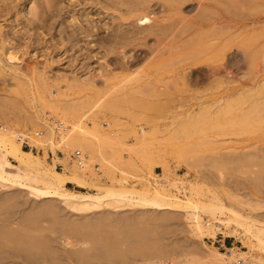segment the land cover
Returning a JSON list of instances; mask_svg holds the SVG:
<instances>
[{"label":"rangeland","instance_id":"374dc122","mask_svg":"<svg viewBox=\"0 0 264 264\" xmlns=\"http://www.w3.org/2000/svg\"><path fill=\"white\" fill-rule=\"evenodd\" d=\"M50 1L56 2L49 8L47 0H14L12 5L17 3V8L20 5L18 10H15V6V9H4V14L0 13L1 18L4 15L7 18L9 14L7 19H0V27L9 31H3L4 33L12 36L17 30L19 33L21 30L26 31L27 26L28 33L33 35L39 31L35 30L40 27L39 22L46 23L43 24L44 27L40 24L42 29L35 34V37L39 35L38 40H43L34 41L38 43V48L33 43L35 38L27 36L24 31L26 36L23 33L15 34L23 38L20 39V42L23 41L20 44L23 43L22 47L16 48L17 43L12 44L19 38L13 36L16 39L11 42V47L23 50L25 54L19 52L22 53V56L19 55L20 61L15 66L13 62L12 67L16 69L23 66L24 70L23 67L21 70L27 76L20 69H16L24 79H12L9 74L13 71L8 69L9 74L0 77V127L7 121L15 122L19 118L36 115L33 99L37 100L36 107L38 106L40 114L43 113L53 127L60 124L61 114L68 107L84 108L85 113L89 112L87 120L85 118L86 126L89 125L86 128L91 131L88 134L89 139L80 148L62 144L56 150L59 160L68 157L71 159V156L76 159L75 152L81 151L88 164L82 179L89 186L80 188L70 183L67 188L71 193L104 196L109 192L129 190L147 194L155 188L182 200H187L189 196L199 202L212 203L235 211L243 217H252L260 228H264V178H261L264 177V60L261 59L264 56V0H202V4L207 6L203 8V16L208 24L205 31L194 35L189 31V24H177L178 29L175 27L177 30L172 31V34L171 29L166 31L170 35L168 38L163 36L167 45L165 49L158 47L155 37L144 41L145 44L143 42L135 48H129V57H134L135 54L140 56V61L129 72H123L115 65L114 68L108 67L103 57L108 46L105 43L106 47H101L105 45L100 38L107 39L109 37L105 36L110 35L108 24L113 21V15L107 10L112 8L111 0ZM159 1L155 0V3ZM33 2L36 3V9H31L35 6ZM183 2L185 0L178 6L185 12H188L190 6L197 4V1ZM37 3H40L38 5L45 14L40 7L37 8ZM208 5L213 8L208 9ZM30 9H34L33 12L40 10V16L36 18L37 27L30 26L26 21L29 17L32 18ZM16 12L22 13L18 15ZM41 12L44 15L49 13L47 18L52 15L53 17L47 20L44 15L41 16ZM15 14L18 19L17 27L16 24L11 25L16 20L13 19ZM56 14L60 15V22L57 21ZM44 20L50 21L51 25H47L49 23ZM51 20L57 21L56 27L53 25L56 30L48 28L54 23ZM62 26L63 29H69V32L65 29V37L70 36L71 31H74L72 35L78 36L77 40L76 36L73 37L77 42L80 41L76 44L77 48V42L71 41L72 37L70 41L67 37V40L63 39L64 42H58ZM95 27H100V30H94ZM129 28L132 29L133 26ZM88 29L91 30L88 31L90 33L87 32ZM92 31L101 33L85 38L86 35H92ZM96 40L102 45L98 46L99 42ZM17 41L19 44V40ZM70 44H74V47L71 46L77 51L73 49V52H69L72 50ZM87 51L91 52L89 53L92 58ZM140 51L149 52L148 56ZM81 55L83 58L79 59ZM84 55L89 58L85 59ZM157 56L160 58L154 61ZM143 69L142 74L140 70ZM126 76L132 77L126 80ZM112 92L118 94H108ZM222 98L224 103L230 100L228 104H235V110L221 117L217 110L223 103L220 104L219 101ZM257 104L260 105L259 111L252 114L250 122L241 119L243 115L240 114ZM99 105L104 109L98 111ZM208 110L211 113L206 112ZM205 116H215V122H211V126L207 122H201L200 118ZM216 118H224L225 122ZM182 124H186V127L183 128ZM236 128H239L238 131ZM35 130L43 132L42 128L32 129ZM24 150L37 158V164L28 172L21 171L16 168L19 166L18 162L8 158L7 172L27 179L35 175L39 178L37 186L42 187L45 183V172L54 165L53 152L49 147L33 146L27 142L24 143ZM56 169L64 172L65 163H57ZM165 200L168 201V198L165 197ZM71 205L74 204L64 203L61 198L40 199L29 190L4 183L0 179V243L4 246L6 241L10 245L8 247L15 249V243H23L22 237L29 240L39 238L40 242L43 241L41 243L47 242V251H52V254L55 251L52 260L57 264H80V261L84 264H109L108 256L115 252L117 256L126 254L131 259L128 262L131 264H153L154 260L170 262L174 258L176 264H237L236 261L242 259L250 264H264V248H260L257 240L246 234L242 227L233 223L227 224V216L219 217L224 223L204 216V221L215 224V228L210 232L204 230L203 234V231L194 226L193 220L189 219V213L179 208L135 206L113 198L104 199L103 205L94 209H90L94 205L88 202L89 210L86 211H75ZM57 225L60 227L57 228ZM133 225L137 229L133 230ZM57 229L68 233L76 243L75 248L65 246L62 233ZM137 230L142 235H138ZM93 237L104 239L101 240L103 245L95 242ZM260 238L264 241V235H260ZM96 243L99 244L98 247ZM1 247L3 253L7 246ZM131 247L137 248L136 252ZM115 248L119 250L116 251ZM149 248H153L152 252ZM147 249L149 253L145 254ZM23 254L26 256L27 252L24 251ZM143 254L147 255V259ZM86 255L91 263L87 258L82 261V257ZM52 256L49 255L48 259ZM69 257L73 259L70 260ZM129 258L124 261L130 260ZM148 258H152V261ZM111 260L119 263L115 259ZM52 262L50 263L54 264Z\"/></svg>","mask_w":264,"mask_h":264},{"label":"bare ground","instance_id":"6f19581e","mask_svg":"<svg viewBox=\"0 0 264 264\" xmlns=\"http://www.w3.org/2000/svg\"><path fill=\"white\" fill-rule=\"evenodd\" d=\"M159 1V0H158ZM184 0H161L159 1L158 3H155V0H135V1H130V0H111L112 4L108 3V5L110 4L112 6V8L108 9L107 11H111L112 13V17L111 20L113 19V21H110L111 23L108 24V30H110L108 33L109 36H105L107 39H103V38H100L102 40V43H105L107 44V46L109 47H106L102 45L101 42H99L97 45L98 46H101V47H106V52L105 54H103V57L105 59V62H107V65L108 67H112L114 68L115 66L116 67H119L120 70H122L123 72L126 71V72H129V71H132L133 67L140 61V56L138 55H134V57H129L127 54H128V50L129 48L131 47H136L138 45H140L141 43H143L144 41H146L147 39H149L150 37H155V41H156V44L158 45V47H162L163 49H165V47L167 46L166 43L164 42L163 40V36H166V38H168V35L169 34H166V31L168 32L170 29V32L172 34V31H174L175 27L177 28V24L179 25H186L188 26V24L190 25V32H192L191 34H194V33H197L198 32H202V31H205L206 27H207V23L204 19V16H203V8H207V6H205L204 4H202V0H187V1H197V4L195 6H190V9H188L187 11L188 12H185L181 6H178L179 3ZM214 1V0H213ZM14 2V0H0V9H1V12L0 13H3L4 12L2 10H9L10 8H14L16 5H12V3ZM20 2V0H19ZM37 2V1H36ZM56 2V1H55ZM53 1V3H51L50 0H47V4L49 6V8L53 5H55V3ZM186 2V0H185ZM183 2V3H185ZM211 2V1H210ZM152 3H155V4H152ZM22 4V3H21ZM33 4H35V6L33 5L31 7L36 9V3L33 2ZM40 4V3H37V5ZM107 4V3H106ZM211 4V3H210ZM1 5H4V6H1ZM109 5V6H110ZM217 5V4H216ZM20 6V5H19ZM18 6V8H19ZM47 6V7H48ZM110 6V7H111ZM41 6L38 5L37 8L40 9ZM17 6H16V9L15 10H18ZM53 8V7H52ZM57 8V7H56ZM210 8H213L212 6L208 5V9ZM30 9V10H31ZM33 9V10H34ZM37 9V10H38ZM22 10V9H20ZM33 10H31V15H32V18H28L26 21L29 22V25L30 26H33L35 24H37L36 22V18L38 19L39 16H40V10L37 11V12H33ZM206 10V9H205ZM212 10V9H211ZM23 11V10H22ZM35 11V10H34ZM41 11L43 12L44 10H42L41 8ZM57 11V10H56ZM6 13L8 11H5ZM14 12V11H13ZM19 12V11H18ZM16 12V13H18ZM33 12V13H32ZM41 12V16L44 15L42 14ZM15 13V12H14ZM22 13V12H21ZM21 13H18V15H20ZM59 13V12H58ZM108 13V12H107ZM2 14V16H3ZM49 14V13H48ZM48 14H46L48 16ZM9 15V14H8ZM8 15H7V18H8ZM13 14H11L12 16ZM16 15V16H15ZM13 17V19L15 20L16 17H17V14H15ZM28 15V13H27ZM46 15H44L46 17ZM58 15V14H56ZM205 15V14H204ZM43 16V17H44ZM111 16V15H110ZM4 18H6V16L4 15L3 16ZM2 17V18H3ZM20 17V16H19ZM18 17V18H19ZM21 17H24L23 15H21ZM26 17V16H25ZM42 17V18H43ZM44 17V18H45ZM53 17V15H52ZM52 17H49L47 18L48 19H51ZM55 17V16H54ZM1 16H0V19H2ZM6 18V19H7ZM59 21V18H60V15H58V17H56ZM11 20V19H10ZM9 20V21H10ZM17 20L16 19L15 23L11 22V25H14L17 23ZM21 20V18H20ZM24 20V18H23ZM8 21V20H6ZM46 21V20H44ZM53 21V20H51ZM57 21H53L54 23H52V27L51 26H48V28H51V30H53L54 27H56V23ZM39 22V21H38ZM43 21L39 22L40 24H42ZM48 22V21H46ZM13 23V24H12ZM49 24L47 25H51L50 21L48 22ZM27 25L28 23H23V25ZM38 25L41 27V25ZM44 25L46 23H43ZM42 24V26L44 27V25ZM241 24V23H240ZM22 25V24H21ZM21 25H18L22 28H25ZM54 25V27H53ZM62 25H63V22H62ZM239 25V24H238ZM29 26V28H30ZM61 27V23L59 25ZM65 26V25H64ZM132 29H130L129 27H132ZM244 26V25H243ZM15 27V26H14ZM16 27H17V24H16ZM33 27H37V25L33 26ZM35 28V30H41L42 28ZM58 27V26H57ZM92 29H93V26H91ZM128 27V29H127ZM210 27V26H209ZM21 28V29H22ZM40 28V29H39ZM47 26H46V30L47 31ZM65 29L68 30L69 32V29L64 27ZM80 28V27H79ZM100 28V27H99ZM99 28L95 27V29L100 30ZM182 28V27H181ZM189 28V27H188ZM187 28V29H188ZM14 29V28H13ZM16 29V28H15ZM20 29V28H19ZM20 29V30H21ZM65 29H63V26H62V30L59 31L60 33L57 32V34L61 36H59L58 38V42L60 43V41L69 37V41L71 40L70 38L72 37V40L73 42H77V37L76 35H72V33H74V31H71V35L69 33H67V35H70V36H67L65 37L66 33H65ZM178 29V28H177ZM176 29V30H177ZM224 29V28H223ZM26 31L24 30H21L20 33L22 34L23 31L24 33L26 32L28 35L27 36H30L31 32L28 33V26L26 27L25 29ZM31 30H34L31 28ZM36 30V31H37ZM54 30H56L54 28ZM76 30V29H75ZM81 30L82 27H81ZM175 30V31H176ZM182 30V29H180ZM184 30V29H183ZM3 31H6L5 29L2 30V28L0 27V77L1 76H7L6 74L8 73V69L13 73H8L10 75V78L12 79H24V76H27V74L25 73V71H22L24 70V67L22 69L21 68H17L16 69H22L21 72L22 74H26V75H20L18 74V70L16 69H13L14 67L13 66V62H14V66L15 64H17L16 62L20 61V56H22L21 54L24 52L23 50L19 51L17 50L16 48H20L22 47L21 41L20 42V36L19 35H15L17 33H19V30H17L15 33L14 31V34L13 36L15 35V37L19 38L17 40H19V44H18V41L15 40L16 42L13 43V36L10 34H7L6 32H9V31H6L5 33ZM37 31V32H39ZM49 31V30H48ZM58 31V30H57ZM80 31V30H79ZM86 31V30H85ZM88 31H91L90 29L87 30ZM36 32V33H37ZM67 32V31H66ZM76 32H78V30H76ZM93 32V34H92ZM91 34L92 35H86V37L90 36L92 37L93 35L97 34L98 33H101V32H96V31H92ZM179 32V31H178ZM10 33H12L10 31ZM19 33V34H20ZM22 34L24 36H26L25 34ZM34 33V32H33ZM34 33L33 35H31L32 37L35 38V40H33V43L34 45L36 44V39L39 38L38 36L35 37V34ZM65 33V34H64ZM83 33H86L83 31ZM90 33V32H88ZM87 33V34H88ZM165 33V34H164ZM175 33V32H174ZM186 33V32H185ZM39 34V33H38ZM55 34V33H54ZM54 34H52V37L54 38L55 36H53ZM56 34V35H57ZM64 34V35H63ZM79 34H81L79 32ZM177 34V33H176ZM9 35V36H8ZM57 35V36H58ZM83 35V34H81ZM102 35V34H100ZM195 35V34H194ZM12 36V38H11ZM23 36V37H24ZM76 36V40L73 39V37ZM170 36V35H169ZM65 37V38H64ZM97 36H95L96 38ZM101 37V36H100ZM210 37V36H209ZM15 38V39H16ZM25 38V37H24ZM31 38V37H30ZM29 38V39H30ZM33 38V39H34ZM80 38V36H79ZM23 39V38H22ZM27 39V37H26ZM28 39V40H29ZM60 39V40H59ZM98 39V37H97ZM165 39V38H164ZM209 39V38H208ZM28 40H25V41H28ZM38 40V39H37ZM67 40V39H66ZM75 40V41H74ZM99 40V39H98ZM174 40V39H173ZM172 40V41H173ZM24 41V43H25ZM32 42V40H29ZM28 41V42H29ZM35 41V42H34ZM41 39H39L37 42H40ZM43 41V40H42ZM41 41V42H42ZM63 41V42H64ZM83 41V40H82ZM148 41V40H147ZM171 41V42H172ZM176 41V40H175ZM11 42L13 43L12 45L16 44L18 46H16V48L13 46L11 47ZM27 42V44H28ZM30 42V43H31ZM61 42V44L63 43ZM68 43V41H66ZM80 42V41H79ZM75 43V47L78 45V43ZM72 43V42H71ZM26 44V43H25ZM43 44V43H42ZM66 44V43H65ZM64 44V45H65ZM77 44V45H76ZM100 44V45H99ZM145 44V42H144ZM20 45V46H19ZM30 45V44H29ZM33 45V44H31ZM30 45V46H31ZM33 45V46H34ZM38 43L36 44V47H37ZM73 45L74 47V44H70V46ZM223 45V44H222ZM26 46V45H25ZM32 46V47H33ZM66 46V49L67 48V45ZM69 46V47H70ZM35 47V46H34ZM35 47V48H36ZM39 47V45H38ZM37 47V48H38ZM41 47V45H40ZM64 47V46H63ZM72 47V46H71ZM71 48L72 50L69 51V52H73V49L75 48ZM78 47V46H77ZM76 47V48H77ZM227 47V46H225ZM26 48H28L26 46ZM25 48V49H26ZM31 48V47H30ZM59 48V47H57ZM99 48V47H98ZM147 48V47H146ZM161 48V49H162ZM29 49V48H28ZM26 49V50H28ZM34 49V48H33ZM70 49V48H69ZM32 50V48H31ZM76 50V49H75ZM83 50V49H82ZM82 50H79V52ZM154 50V49H153ZM226 50V49H225ZM68 51V50H67ZM77 51V50H76ZM92 51V50H90ZM89 51V52H90ZM146 51V50H145ZM143 51V53H141L142 51H140L141 54H144L148 56V53ZM158 51V50H157ZM203 51V50H202ZM263 51V50H262ZM19 52H22L21 54ZM65 52V51H64ZM88 52V51H87ZM88 52V53H89ZM154 52V51H153ZM164 52V51H163ZM216 52V51H215ZM91 53V52H90ZM90 53L88 54V56L90 58H92V54L90 55ZM147 53V54H146ZM161 53V52H160ZM25 54V52L23 53V55ZM140 54V55H141ZM150 54H152L150 52ZM20 55V56H19ZM87 55V54H86ZM113 55V56H111ZM197 55V54H196ZM264 55V54H263ZM262 55V56H263ZM118 56V57H117ZM155 56V55H154ZM195 56V55H194ZM85 59L89 58L84 55ZM192 57V56H191ZM80 58H83L82 55ZM160 57L157 56L155 57L154 61L157 59H159ZM259 58V57H258ZM165 59V58H164ZM169 59V58H168ZM193 59V58H192ZM228 59V58H227ZM262 60H264V56L261 58ZM90 60V59H89ZM103 60V59H102ZM153 60V59H152ZM258 60V59H257ZM24 62V61H22ZM168 62V61H167ZM255 62V61H254ZM12 64V65H11ZM264 64V63H263ZM20 65V64H18ZM107 65H104V67H107ZM115 65V66H114ZM166 65V64H165ZM179 65V64H178ZM225 65V64H224ZM17 66V65H16ZM162 66V65H161ZM11 69H10V68ZM107 67V68H108ZM188 67V66H187ZM229 67V66H228ZM36 68V67H35ZM186 68V67H185ZM37 69V68H36ZM36 69L34 71H36ZM135 70V69H134ZM33 71V69L31 70ZM105 71V70H104ZM109 71L111 72L110 68H109ZM214 71V70H213ZM20 72V71H19ZM24 72V73H23ZM112 72H113V69H112ZM28 73V71H27ZM140 73H144V69L141 71L140 70ZM30 74V73H28ZM136 74V73H135ZM140 74V75H142ZM14 75V76H13ZM183 76V75H182ZM226 76V75H225ZM105 78V76H103ZM130 77L132 76H126L124 77L126 80L127 79H130ZM143 77V75H142ZM184 77V76H183ZM2 78V77H1ZM114 78V77H113ZM176 78V77H175ZM227 78V77H226ZM122 79V78H121ZM106 80V79H105ZM123 80V79H122ZM182 80V78H181ZM175 82V81H174ZM119 83V82H118ZM227 83V82H226ZM178 85V84H177ZM183 87V86H182ZM186 87V86H185ZM31 89V88H30ZM33 89V88H32ZM121 89V88H120ZM111 90V89H110ZM117 90V89H116ZM161 90V89H160ZM31 91V90H30ZM34 90H32L31 92H33ZM164 91V90H163ZM30 92V93H31ZM118 92V91H117ZM117 92H112V93H108L109 95H113L114 94H118ZM143 92V91H142ZM179 92V91H178ZM248 92V91H247ZM251 92V90L249 91ZM150 93V92H149ZM158 93V92H157ZM32 94V93H31ZM74 94V93H73ZM165 94V93H164ZM107 95V94H106ZM143 95V94H142ZM147 95V94H146ZM152 95V93H151ZM163 95V94H162ZM161 95V96H162ZM120 96V95H119ZM153 96V95H152ZM243 96V95H241ZM116 97V96H115ZM237 97V96H236ZM242 98V97H241ZM230 99V98H229ZM34 101L33 104L35 106V109L37 110V113L36 115H33L32 117H28V118H19V120H16L15 122L14 121H7L5 122V124H3L4 126L1 128L0 127V179L3 180V182H7V183H10L11 185L14 184V186H17V187H21V188H24L26 190H29L33 195H35L36 197L40 198V199H53V198H61L64 203H68V202H71L73 203L74 205H71L70 207L73 209V210H77V211H86V210H89L88 209V202H91L94 206H90V209H94V208H99L100 206L103 205V200L106 199V198H113V199H120L124 202H128V203H132L133 205L135 206H151V207H155V208H158V209H163V208H179L181 210H185L189 213L188 216L189 219L191 218L193 220V222L195 223V227L199 230V231H203V234H204V230L206 231H213L214 228H215V224L211 223V222H205L203 219L204 216H207L208 218H210L211 220H215V221H220V222H223L224 221H221L219 217L222 218V216H227L228 217V220H227V224H236L238 225L239 227H242L244 230H245V233L246 234H249L251 235L254 239L257 240L258 242V245L260 248H264V241L260 238V235H264V228H260L259 225H258V222L256 220H254L252 217H243L242 215H240L239 213L235 212V211H231V210H226L224 209L223 207H220L218 205H215V204H212V203H203V202H199V201H196L194 200L192 197H189L188 196V199L187 200H182L180 199L178 196H175V195H170L166 192H163L159 189H152L150 192H148L147 194L145 193H135L133 191H129V190H124V191H121V192H109L107 194H105L104 196H96V195H85L84 193H81V194H73L71 193L68 188H67V185L72 183V184H75L76 186H83V187H88L89 184L87 182H85L82 178L85 176L84 174V171L86 170L85 167L88 166V164L86 163L85 159H84V156L82 154L81 151H76L75 152V156H76V159H74L72 156H71V159L68 157L64 160H59V157H58V154H57V149L59 148V145H62V144H66L67 146H74V147H82V145L89 139L88 137V134L91 132L90 130L88 131V129L86 127H89V125L86 126L87 123H85V118L89 117L88 116V113H85L84 111V108H81V107H77V106H73V108L71 107L69 109H66V111H64L62 114H61V122L60 124L56 125L55 127L52 126V123L49 122V120L44 117L43 113L40 114V111L38 110V106L36 107V104H37V100L36 99H33ZM219 100V99H218ZM226 100V98H225ZM232 100V99H231ZM234 100V99H233ZM238 100V99H237ZM236 100V101H237ZM241 100V99H239ZM220 101V104L219 105V109L217 110V113H219V115H227L229 114L232 110H235L233 109L235 104H228V102L224 103L223 101V98L219 100ZM218 101V102H219ZM234 103H236L235 101H233ZM245 103V102H244ZM264 103V102H263ZM237 104H240L239 102ZM259 105V104H257ZM254 106L250 108V110H248L247 112H245L244 114H240L241 116L243 115V117L241 119L245 120L246 122L249 121V119L251 118L252 114L255 113L256 111L258 112L260 105L259 106ZM100 106V105H99ZM237 106V105H236ZM212 107V106H211ZM249 107V106H248ZM33 108V106H32ZM88 108V107H87ZM104 109V107H99L97 110H101ZM91 109V107H90ZM262 109V108H261ZM65 110V109H64ZM96 110V111H97ZM206 110V109H204ZM211 110V109H210ZM237 110V109H236ZM95 111V112H96ZM240 111V110H239ZM204 112V111H203ZM206 112H209L211 113V111H206ZM233 113V112H232ZM91 114V113H90ZM206 114V113H205ZM236 114V113H235ZM32 115V114H31ZM93 115V114H92ZM212 116V115H211ZM219 116V117H220ZM240 116V117H241ZM257 116V115H256ZM92 117V116H90ZM218 117V118H219ZM222 117V116H221ZM239 117V116H238ZM253 117V116H252ZM18 118V117H17ZM86 118V120H87ZM216 118V120L218 119ZM90 119V118H89ZM94 119V118H93ZM92 119V120H93ZM223 119V123L225 122L224 118ZM222 119H218V120H222ZM227 119V118H226ZM230 119V117H229ZM233 119V118H231ZM235 119V118H234ZM256 119V118H254ZM263 120V119H262ZM261 120V121H262ZM200 121L201 122H207L209 123L206 124V126H211L210 123L211 122H215V116L214 118H209L208 116L205 118L202 117L200 118ZM199 121V122H200ZM237 121V120H236ZM235 121V122H236ZM222 123V121H220ZM219 122V123H220ZM234 122V121H233ZM242 122V121H241ZM250 122V121H249ZM253 122V121H252ZM95 123V122H94ZM212 124V123H211ZM226 124V123H225ZM245 124V123H244ZM96 125V124H95ZM198 125V123H197ZM194 124V126H197ZM199 125H201L199 123ZM94 126V125H93ZM110 126V125H109ZM184 126L186 127V124H182V127L184 128ZM239 126V125H238ZM242 126V124H241ZM236 127V125H235ZM246 127V126H244ZM33 128H42L43 132L39 131L37 132L36 130L35 131H32ZM91 128V127H90ZM241 128V127H240ZM247 128V127H246ZM237 131L239 128H236ZM234 129V130H236ZM58 130V132H57ZM27 142L33 146H44V148H47L49 147L52 152H53V155H54V165H52L51 169H48L47 172H45L44 174V178L43 180L45 181V183L43 184L42 187L40 186H37L39 185V178L37 176H32V178H25L21 175H16L14 173H9L7 172V167L9 166V163H8V158H12L14 160H16L18 162V165L19 166H16L17 169L21 170V171H29L31 170L35 164H37V158L31 153V152H26L24 150V143ZM264 151V150H263ZM264 153V152H263ZM79 154V155H78ZM254 156V155H253ZM255 156H257L255 154ZM263 156V155H262ZM240 157V156H239ZM257 158V157H256ZM261 159V158H260ZM59 162H64L65 163V169H64V172H58L57 169H56V164L59 163ZM263 164V163H262ZM264 166V164H263ZM260 167V166H259ZM259 171V170H258ZM264 171V170H263ZM262 172V171H261ZM263 175V174H262ZM46 176V177H45ZM261 177V176H260ZM259 177V178H260ZM261 178H264V177H261ZM262 180V179H261ZM263 181V180H262ZM9 185V184H8ZM262 187V186H261ZM260 188V186H259ZM88 189V188H87ZM262 189V188H261ZM149 196V197H147ZM165 197L168 198V201L165 200ZM77 201H79V203H77ZM51 209V208H50ZM52 211V209L50 210ZM49 211V212H50ZM228 214V215H227ZM160 216V215H159ZM158 216V217H159ZM149 218V217H148ZM150 219V218H149ZM4 220V219H3ZM156 220V219H155ZM52 223V222H51ZM53 224V223H52ZM57 224V223H56ZM58 226V225H57ZM65 226V225H64ZM72 226V225H70ZM78 226V225H77ZM51 227V226H50ZM54 227V226H53ZM60 226H58L57 228H59ZM66 227V226H65ZM64 227V229H65ZM74 227V226H73ZM42 228V227H41ZM44 228V227H43ZM47 228V227H46ZM52 228V227H51ZM77 228H81V227H77ZM132 228V227H131ZM38 229V228H37ZM63 229V227H62ZM61 229V230H62ZM63 229V230H64ZM133 230L134 229H137L136 226L133 225ZM254 229H256V231L254 232ZM36 231V229H34ZM49 230V229H48ZM58 230V229H57ZM68 230V228H67ZM82 230V228H81ZM130 230V229H129ZM39 231V230H38ZM42 231V230H41ZM40 231V232H41ZM52 231V230H51ZM50 231V233H51ZM60 231V230H58ZM69 231V230H68ZM131 231V230H130ZM140 231V230H139ZM139 231L137 230L136 233L138 235H142L139 233ZM15 232V231H14ZM61 232V231H60ZM78 232V231H77ZM133 232V231H132ZM29 233V231H28ZM34 233V232H32ZM62 233V237H63V240H64V244L65 246L67 247H72V248H75L76 246V243L74 242V240H72V238L67 235L68 233L67 232H61ZM131 233V232H130ZM200 233V232H199ZM36 234V232H35ZM34 234V235H35ZM52 234V233H51ZM73 234V232L71 233ZM82 234V233H81ZM18 235V234H17ZM78 235V234H77ZM11 236V235H10ZM30 236L33 237V235L31 234ZM41 236V235H40ZM74 236V234H73ZM79 236V235H78ZM96 236V235H95ZM14 237V236H13ZM22 237V236H20ZM38 237V236H37ZM74 237L77 238V236L75 235ZM127 237V236H126ZM131 237V236H130ZM24 238V239H23ZM21 239V238H20ZM82 239V238H80ZM92 239V238H91ZM90 239V240H91ZM111 239V238H110ZM134 239V238H133ZM5 240V239H4ZM7 240V238H6ZM22 240L23 243H18L20 244V246H16L18 245L17 243H15V246L16 247L15 249L13 248H10L8 246L10 245H7L6 244V241H5V244L4 246L7 249L6 251V248L1 244V246H3L5 248L4 252L2 253V249L0 250V264H51L50 262H52V258L54 256H52L53 254H55V251H53V254H52V251L51 254L49 251V249H47V247L45 246V238H43L42 240H44L45 242L44 243H41L43 241L40 242L39 238L37 240V238L35 239L34 238H31V240L29 239H25V237H22ZM84 240V239H83ZM87 240V239H86ZM85 240V241H86ZM93 240H95V242H100L102 243V238L101 237H98L94 239L93 237ZM102 240V241H101ZM1 241V240H0ZM10 241V240H9ZM14 241H16L14 239ZM20 241V240H19ZM92 241V240H91ZM132 241V240H131ZM8 242V241H7ZM52 242V241H51ZM106 242V241H105ZM109 242V241H108ZM115 242V241H114ZM112 242V243H114ZM126 242V241H125ZM78 243V242H77ZM93 243V242H92ZM111 243V245H112ZM10 244V243H9ZM47 244V242H46ZM88 244V243H86ZM94 244V243H93ZM117 244V243H116ZM119 244V243H118ZM50 245V244H49ZM96 247L99 246L98 243H96ZM103 245V243H102ZM115 245V244H114ZM0 246V247H1ZM109 246V245H108ZM117 247V245H115ZM130 246V245H129ZM1 247V248H3ZM12 247V246H11ZM21 247V249L19 248ZM51 247V246H50ZM49 247V248H50ZM103 247V246H102ZM27 252V254H25L26 256H24V251ZM88 248V247H87ZM105 248V247H104ZM119 248V247H118ZM117 248V249H118ZM121 248V247H120ZM132 249L134 247H131ZM52 250V248H50ZM116 249V248H115ZM116 249V251H117ZM128 249V248H127ZM131 249V250H132ZM137 248H134V252H136ZM153 249V248H152ZM152 249L149 248V251H151ZM21 250V251H20ZM29 250V251H28ZM111 250V249H110ZM109 250V252H110ZM112 250H113V246H112ZM119 250V249H118ZM124 250V249H123ZM126 250V249H125ZM140 251L142 250L139 249ZM137 250V251H139ZM264 250V249H263ZM36 253H35V252ZM128 251V250H126ZM139 251V252H140ZM144 251V249H143ZM146 251V250H145ZM23 252V253H21ZM112 252H115V251H112ZM120 252V251H119ZM118 252V254H119ZM148 252V249L147 251L145 252V254H147ZM152 252V251H151ZM122 253V252H121ZM120 253V254H121ZM129 253V251H128ZM127 253V254H128ZM138 253V252H137ZM149 253V252H148ZM231 253V251H230ZM113 254H117V252L113 253ZM111 253V255L108 256V254H106L109 258H110V263L112 264H131V263H128L129 261L131 262V259L127 256H125L124 254H122V256H112L113 255ZM133 254V253H132ZM140 254V253H139ZM143 254V255H145ZM232 254V253H231ZM2 255V256H1ZM49 255L52 256L50 259L49 258ZM103 255V253H102ZM124 255V256H123ZM131 255V254H130ZM135 255V253H134ZM81 256V255H80ZM89 256V255H88ZM129 256V255H128ZM138 256V255H137ZM142 256V255H141ZM58 257V256H57ZM78 257V256H76ZM85 257V258H83ZM82 257V261H85L84 259L87 258V255L86 256H83ZM108 257H105L107 260H108ZM134 257V256H133ZM145 259H147V255H145ZM149 257V256H148ZM156 257V256H155ZM166 257V256H165ZM175 257V256H174ZM62 258V257H60ZM70 260L73 259V257H69ZM79 258V257H78ZM92 258V257H91ZM98 258V257H96ZM129 258L130 260H126L124 261L125 259ZM170 258V257H169ZM48 259V260H47ZM90 259V258H89ZM111 259H115V261H119V263H116V262H113ZM139 259V258H138ZM150 259V258H148ZM152 259V258H151ZM150 259V261H152ZM155 259H158V258H155ZM160 259V258H159ZM175 259V258H174ZM171 260L170 259V262H166L164 260H154V263L155 262L157 264H176V262H174L175 260ZM69 260V261H70ZM81 260V258H80ZM88 260V258L86 259ZM94 260V259H92ZM122 260V261H121ZM50 261V262H49ZM62 261V260H61ZM74 261V260H73ZM79 261V260H78ZM89 261V260H88ZM99 261V259H98ZM112 261V262H111ZM133 261V260H132ZM59 262V261H58ZM90 262V261H89ZM94 262V261H93ZM103 262V261H102ZM237 264H250L249 261H246L244 259L242 260H237L236 261ZM52 263L54 264H57L55 261H53ZM84 264V262H82ZM81 261H80V264H82ZM91 263V262H90ZM109 263V262H108ZM109 263V264H110ZM67 264V263H66ZM69 264H71V262H69ZM89 264V263H88ZM93 264V263H92ZM103 264V263H102Z\"/></svg>","mask_w":264,"mask_h":264},{"label":"built area","instance_id":"2783aa9c","mask_svg":"<svg viewBox=\"0 0 264 264\" xmlns=\"http://www.w3.org/2000/svg\"><path fill=\"white\" fill-rule=\"evenodd\" d=\"M79 155V154H78Z\"/></svg>","mask_w":264,"mask_h":264}]
</instances>
